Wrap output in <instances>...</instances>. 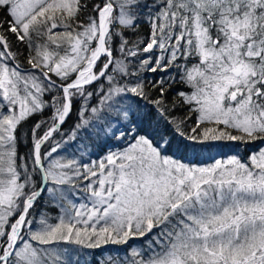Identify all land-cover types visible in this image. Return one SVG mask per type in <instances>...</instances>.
I'll use <instances>...</instances> for the list:
<instances>
[{
    "label": "snow or ice",
    "instance_id": "snow-or-ice-1",
    "mask_svg": "<svg viewBox=\"0 0 264 264\" xmlns=\"http://www.w3.org/2000/svg\"><path fill=\"white\" fill-rule=\"evenodd\" d=\"M0 264H264V0H0Z\"/></svg>",
    "mask_w": 264,
    "mask_h": 264
}]
</instances>
